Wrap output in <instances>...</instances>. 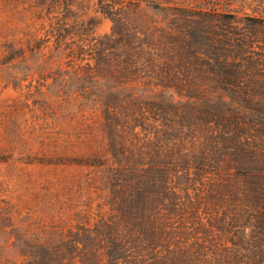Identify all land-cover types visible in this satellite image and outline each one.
Returning a JSON list of instances; mask_svg holds the SVG:
<instances>
[{
  "label": "rangeland",
  "instance_id": "374dc122",
  "mask_svg": "<svg viewBox=\"0 0 264 264\" xmlns=\"http://www.w3.org/2000/svg\"><path fill=\"white\" fill-rule=\"evenodd\" d=\"M248 102L264 0H0V264H110V227L161 209L240 247L221 153Z\"/></svg>",
  "mask_w": 264,
  "mask_h": 264
},
{
  "label": "trees",
  "instance_id": "16d2710c",
  "mask_svg": "<svg viewBox=\"0 0 264 264\" xmlns=\"http://www.w3.org/2000/svg\"><path fill=\"white\" fill-rule=\"evenodd\" d=\"M244 107L247 123L236 118L231 129L223 128L221 153L233 165L231 169L245 170L248 179L235 186L229 197L234 208L230 217L243 225L239 229H249L243 236L236 233L242 236L240 247L222 246L215 252L204 241L191 242L186 238L189 228L178 215L168 217L171 214L165 215L166 209H161L160 214L142 219L146 228L110 227L102 248L110 264H264V132L251 136L235 133L243 125L250 130L264 128V102H248Z\"/></svg>",
  "mask_w": 264,
  "mask_h": 264
}]
</instances>
